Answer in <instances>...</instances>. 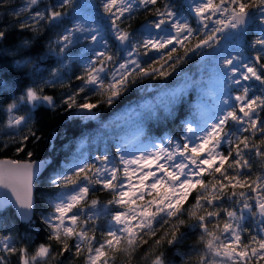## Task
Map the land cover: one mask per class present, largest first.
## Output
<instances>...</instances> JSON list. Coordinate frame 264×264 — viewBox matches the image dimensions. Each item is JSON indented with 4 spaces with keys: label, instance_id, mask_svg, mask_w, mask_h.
Returning a JSON list of instances; mask_svg holds the SVG:
<instances>
[{
    "label": "snow or ice",
    "instance_id": "snow-or-ice-1",
    "mask_svg": "<svg viewBox=\"0 0 264 264\" xmlns=\"http://www.w3.org/2000/svg\"><path fill=\"white\" fill-rule=\"evenodd\" d=\"M10 3L0 0V7ZM40 4L41 0H23L8 13L15 22L0 29V42L7 40L13 28L34 36L41 34L44 25L61 29L44 53V57L56 58L49 78L37 86L17 88L19 95L11 93L5 107L9 127L27 128L41 107H63L72 116L95 120L101 103L111 107L138 81L160 78L167 82L173 74L180 76L182 63L192 56L198 58L199 67L195 74L183 77L181 86L169 88L166 83L155 96L130 109L128 119L118 127L132 128L131 136L127 131L114 135L91 159L77 147L50 176L54 189L47 200L50 211L38 217L34 188L44 165L0 160V216L12 210L24 224L39 219L49 230L48 240L58 243L57 255L70 251L67 241L74 240V254L85 252L86 264H109L114 258L108 257L106 249L115 252L122 242L128 246L126 252L134 251L137 237L150 230L154 221L175 220L169 225L170 238L166 234L155 242L159 245L164 240L175 246L185 238L179 232L185 216L191 221L187 227L199 230L203 247L185 253L183 264L264 261V0H184L183 10L175 0L79 4L56 0L43 8ZM140 10L152 19L132 31L127 30L130 25L120 26L118 21L131 20ZM66 18L68 26L63 25ZM252 25L255 30L249 41ZM191 39L197 43L188 48ZM32 44V39L22 40L12 53L17 74L31 75L35 84V78L43 76L40 63L44 57L33 58ZM78 46L80 51L73 53ZM17 48L21 49L18 53ZM177 48L184 54L174 58ZM162 49L167 51L161 53ZM150 52L157 58L149 57ZM144 57H149L147 66ZM159 60L164 63L154 66ZM73 64L81 69L75 76L78 88L65 93L59 102L44 94L45 86L67 82L65 70ZM0 87L9 89L10 85L3 81ZM97 94L104 99L91 102ZM22 108L27 111L18 114ZM165 119L181 120L179 135H149L151 125ZM33 137L39 139L35 132L23 136L16 151H24L26 141ZM86 140L81 137V146ZM251 157L261 158V174L254 180ZM95 191H107L111 198L103 202L91 198ZM193 192L194 202L189 204ZM98 230L100 240L96 239ZM17 243L11 232L0 233V251L18 253L20 264H37L39 258L51 254V244L45 243L29 258L28 248L18 249ZM0 264H7L6 256L0 255ZM151 264H167L164 253H154Z\"/></svg>",
    "mask_w": 264,
    "mask_h": 264
},
{
    "label": "trees",
    "instance_id": "trees-1",
    "mask_svg": "<svg viewBox=\"0 0 264 264\" xmlns=\"http://www.w3.org/2000/svg\"><path fill=\"white\" fill-rule=\"evenodd\" d=\"M23 0H11L10 5L6 7H0V29L4 25L13 24L14 17L8 13L11 12L13 8H18L22 4ZM79 3H87L89 0H76ZM95 3L96 0H91ZM45 3H56V0H41L40 8L44 7ZM178 8L183 10L184 0H175ZM149 19H152L150 13L144 10L138 11L131 20L118 21L120 26L126 27L127 30L132 31L139 29L142 25ZM70 20L66 18L63 22L64 26H68ZM193 27L196 26L195 20H192ZM61 31L60 28L55 26L44 25L41 29V34L39 36H34L33 33L29 31L20 32L18 29L13 28L8 35L7 40L0 42V82L7 81L10 85L9 89H4L0 87V159H11V160H32L41 161L46 163V169L43 175L36 182V200L38 202L37 207V217L46 211H50L47 200L50 198L54 189L50 186L49 178L53 174L54 169L62 168L66 161L70 159L72 154L75 152L81 137L87 138V146L83 149V153L86 158L91 159L93 155L97 153L98 150L102 151L106 146L105 142H110L114 135H117L121 131H130L132 128L121 129L118 126L107 125L108 121L114 119L117 115L122 114L137 104L142 103L145 100L150 99L155 96L166 86L169 88H174L181 86V81L184 76L195 74L197 68L199 67L197 63V57L192 56L191 60L182 63L181 67L184 72L180 76L173 74L167 78V82L164 79H151L144 78L138 81L137 84L130 86V90L121 96V98L114 103L111 107L107 104L101 103L98 108L99 115L95 120H82L79 117H75L65 112L63 107L57 109H51L48 107H41L36 110L32 116V120L27 128H10L7 125V114L5 112V107L8 99L11 97L12 92H16L17 95L20 94L17 88L23 89L29 86H37L43 79L49 78V71L51 68L57 66L55 57H44L46 52V46L50 39H55L57 33ZM250 32V31H248ZM253 33V31L251 30ZM252 35V34H251ZM203 38L202 36L197 38ZM25 39H32V49L31 55L34 59L44 57L40 63V69L43 72V76H37L35 78V84L33 77L31 75H18V69L15 68L13 63V53L12 49L16 47L20 41ZM197 39H191V42L187 44L188 48H191ZM253 37H247V40L251 41ZM111 43V41H110ZM113 49L116 45L112 43ZM171 46H169L170 48ZM21 49L17 48V53ZM80 51V46L73 49V53ZM167 49H162L161 53L166 52ZM250 53V52H248ZM184 50L177 48V51L173 53V57L182 56ZM251 54V53H250ZM191 55V54H190ZM149 57L152 59L157 58L155 52H150ZM149 57H144L145 66L149 61ZM18 58V57H17ZM167 57L165 56V60ZM164 60H159L157 65L163 64ZM29 69L24 70L25 72L30 71ZM47 69V70H46ZM170 71V69H168ZM81 69L78 65L73 64L68 69L65 70V80L66 83L56 84L55 87L45 86L44 94L52 95L56 97L57 102L60 98L68 92L75 91L80 85V81L75 79V76L79 74ZM79 99V98H78ZM104 97L99 94L92 96L93 103L97 100H103ZM26 108L20 110V114L26 112ZM183 111H187L185 107ZM163 115V113H161ZM182 116V112L177 114ZM181 120H161L155 122L151 125L149 135L156 136L158 138H163L166 135L178 136L180 129ZM119 125V124H118ZM30 132H35L36 138H30L26 141V148L22 152H17L16 148L25 135ZM97 141L98 143H94ZM256 143H259L257 137ZM6 145V146H5ZM28 152L32 153V156L27 155ZM253 162L252 169V179L254 180L257 175L261 174V163L260 157H251ZM51 165V167H49ZM227 166V165H226ZM207 179V177H206ZM196 195L195 192L189 197L188 203H192L193 197ZM91 198L99 199L100 201H107L111 198V195L107 191H95L90 194ZM228 206V205H226ZM187 207V204L185 205ZM104 217L101 218V223L104 221ZM185 220V225L180 226L179 232L185 234V238L175 246H168L164 240L157 245L156 240H160L161 237L170 238V233L172 229L169 227L170 224H174L175 220H169L168 223H164L163 220L158 222L154 221L152 228L146 230L137 237L138 246L135 247L134 251L126 252L127 244L122 242L118 246L117 251L107 250V255L110 258L109 264H151V259L153 254H158L163 252L167 264H183V256L185 253L193 254V250L196 248H202L203 245L199 241L200 232L199 230L192 231L187 227L190 223L187 217H182ZM223 220H221V224ZM212 225L209 224V228ZM155 232V235L152 232ZM11 232L16 240L18 241L16 247L19 249L21 246H26L28 248V257L35 253L36 248L40 244L50 243L51 244V254L46 258H39L37 264H86L85 252H81L79 256L75 255V249L72 248L74 240H68L70 246V251L64 253L63 256L57 255L60 251L59 245L56 241L48 240L49 230L40 223L39 219H36L34 224L27 225L20 220H18L12 210L0 216V233ZM91 235V233H90ZM96 239H102L100 231L96 233ZM244 241L247 242V237H244ZM0 255L6 256L7 264H20L21 257L17 254H5L0 251ZM195 260L196 257L193 256ZM255 264V262H253ZM262 264V263H260Z\"/></svg>",
    "mask_w": 264,
    "mask_h": 264
},
{
    "label": "rangeland",
    "instance_id": "rangeland-1",
    "mask_svg": "<svg viewBox=\"0 0 264 264\" xmlns=\"http://www.w3.org/2000/svg\"><path fill=\"white\" fill-rule=\"evenodd\" d=\"M251 30L254 32V30H255V25L250 26V28H249V31H250V32H248L249 34H253V33L251 32ZM248 33H247V34H248ZM246 54L250 55V53H246ZM132 108H133V107H132ZM130 109H131V108H130ZM130 109L127 110L126 112L122 113V114L117 115L114 119H111L110 121H108L107 125H109V126H110V125L118 126V124L120 125L121 123H123L126 119H128V115H127V114H130ZM18 114H20V112H19ZM10 128H13V127H10ZM133 131H134L133 129H130V131H128L129 136H131V134H132ZM87 144H88V143H87V141H86V142L83 143V145L81 146V144H80V142H79L78 147H80V150L83 152V149L87 146ZM76 149H77V148H76ZM146 199H148V197H146ZM138 203H141V202L138 201ZM260 263L264 264V261H260Z\"/></svg>",
    "mask_w": 264,
    "mask_h": 264
},
{
    "label": "water",
    "instance_id": "water-1",
    "mask_svg": "<svg viewBox=\"0 0 264 264\" xmlns=\"http://www.w3.org/2000/svg\"><path fill=\"white\" fill-rule=\"evenodd\" d=\"M0 160H5V161H7V160H11V159H0ZM36 162H38V163L44 165V167H42L41 170H40V172L38 173V179H39V178L43 175V173H44V171H45V169H46V163L41 162V161H36ZM38 179H36V181H35L34 194H35V191H36V182L38 181ZM35 197H36V195H35ZM20 222H21V221H20Z\"/></svg>",
    "mask_w": 264,
    "mask_h": 264
},
{
    "label": "flooded vegetation",
    "instance_id": "flooded-vegetation-1",
    "mask_svg": "<svg viewBox=\"0 0 264 264\" xmlns=\"http://www.w3.org/2000/svg\"><path fill=\"white\" fill-rule=\"evenodd\" d=\"M247 37H253V34L251 35V34L248 33V34H247Z\"/></svg>",
    "mask_w": 264,
    "mask_h": 264
}]
</instances>
